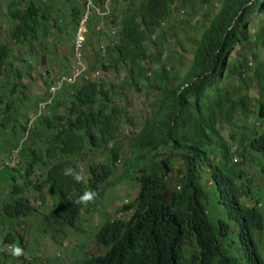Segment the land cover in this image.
<instances>
[{"label":"trees","instance_id":"trees-1","mask_svg":"<svg viewBox=\"0 0 264 264\" xmlns=\"http://www.w3.org/2000/svg\"><path fill=\"white\" fill-rule=\"evenodd\" d=\"M14 1L6 8L9 23L3 30L9 33L11 41L1 43L4 34L0 31V74L5 72L4 79L8 82L11 78L14 81L20 79L22 73L7 72L13 67L8 62L9 57L12 60L14 57L22 71H36L44 78H50L55 75L50 71V65L61 59L62 44L58 42L61 30L56 22L69 15L67 4L71 0H65L56 7L48 3L43 7L44 3L40 0ZM74 1L77 3V0ZM174 1H131L126 12H111L109 25L116 27L117 41L102 59L101 66L113 71L136 59L121 80L124 86L140 83L143 77L150 81L142 60L147 48L145 41L149 33L156 34V37L160 35L163 23L168 21L173 25ZM199 2L207 5L211 0ZM251 2L225 0L221 12L205 30L196 49L194 64L183 79L169 78L166 66L162 65L160 77L150 82L149 88L157 89L160 94L156 100L157 111L152 110L147 116L143 126L147 131L140 139L141 148L148 151L137 154L133 164L139 172L134 177L139 191L129 205L118 208L131 214L126 221L114 218L104 222L95 239L105 252L82 258L78 264H240L231 257L234 250L233 243L226 236L227 224L221 218L213 224L209 217L210 194L206 190L217 186V196L226 213L235 208L230 199L236 196L237 190L232 184L233 179L226 176L240 170V165L231 160L238 151L229 149L222 130L226 123H234L236 118L243 121L251 115H254V120L250 123V131L257 122L260 127L264 126V90L260 87L264 86V62L258 64L256 72L247 70V50L252 40L246 23L253 15L252 11L259 8V0ZM194 5V0H181L184 8L190 9ZM130 9L132 11L129 12ZM77 10L76 6L70 7L72 13ZM117 12L121 14L118 21L114 17ZM185 23L188 24L189 20ZM51 31L56 35L54 52L47 57L42 53V43ZM262 34L264 30L258 36ZM237 43L242 44V50L227 65L226 57ZM37 61L39 63L35 67ZM225 69V78L235 77L238 83L218 87L217 82L223 80L221 74ZM104 82L103 78L99 83L79 78L74 84L73 94L77 104L71 110L78 113L79 121L68 130L69 134L86 130L97 146L104 144L107 138L117 137L119 128L113 115L123 117L119 103L108 99L110 88L104 87ZM253 82L258 83V88L252 87ZM244 87H248V92H242ZM0 102H3V110L11 111L12 102L2 96ZM250 105H254L253 109ZM94 108L97 110L86 120V110ZM164 116L166 119L160 124L157 120ZM53 128L60 133L58 128ZM154 128L157 129L153 131ZM78 138L82 141V137ZM261 139L264 140V134ZM245 142H242V149L248 151V140ZM46 143L43 135L39 144L44 147ZM254 144L257 147V142ZM37 151L38 156L25 168V176L33 174L34 166L39 164L41 175L36 176L33 186L38 192L37 197L43 201L46 195L59 199L54 220H49L47 226L54 232H62L67 226L74 228L82 208L74 200L82 193L80 187L83 182L76 183L62 175L68 164L46 163L51 157V148L46 146ZM259 151L264 158V145ZM243 155L240 154V157L245 159ZM174 156L179 157L181 166L178 168H175ZM98 176L104 178L105 173H97V179ZM16 189L25 192V185L17 186L14 191ZM8 205L3 206L0 220L11 212L13 205ZM23 205L27 209L33 207L24 197ZM19 207L24 208L22 204ZM253 216L258 219L256 221L262 218L256 210Z\"/></svg>","mask_w":264,"mask_h":264},{"label":"rangeland","instance_id":"rangeland-1","mask_svg":"<svg viewBox=\"0 0 264 264\" xmlns=\"http://www.w3.org/2000/svg\"><path fill=\"white\" fill-rule=\"evenodd\" d=\"M44 3V1L48 4H52L53 7L61 6L65 0H40ZM85 0H77L75 3L74 0H71L67 4V10L69 15L65 18L58 19L56 26L61 30L58 36V42L63 49L69 51L72 46L73 38H74V24L73 21L69 23L71 6H76L79 10L83 7L81 2L84 3ZM127 2L126 6H129L131 1L137 2L138 0H113L111 3V8H123L125 6V2ZM9 2V1H8ZM2 4L0 6V28L6 30L8 27V19L4 15L6 14V6L8 4ZM223 0H213V3L210 6H203L199 3H196L192 8H184L181 6V0H175L174 4L176 6L174 17L172 24L170 22H165L161 25L162 30L167 31V37H157L156 42L152 40H146L145 45L146 49L155 50L153 56L160 52L161 61L165 62V65L168 67V71H172V73L176 76V78L181 80V78L185 75L187 70L190 68L193 62L194 49L201 39L205 29L209 25L210 18L214 16L220 9ZM24 5V4H22ZM264 8V7H263ZM184 11V12H182ZM56 18V16H53ZM120 15L117 16V20ZM189 20V23L186 24L185 20ZM264 27V15L257 13L254 17L247 22L246 28L250 30L251 38H255L256 33L259 32ZM168 28H171L168 29ZM161 33V32H160ZM4 38L1 40L2 43L10 42L11 38L9 33L3 32ZM55 33L51 31L50 36H45L43 39L45 42L42 43L43 51L47 57H50L54 52V39ZM154 36H150L151 39ZM161 47L158 48L156 45ZM14 45L17 44L14 42ZM95 48V41L91 40V42L86 46L85 55H86V69L88 74V79H91L92 71H99L98 77L105 76L107 80L105 81V86H109L112 88V93L115 96L117 102L123 107V118L125 121L131 119L133 125L125 124V121H122L119 126H121V131L119 135L121 140L119 141V145L122 144V150L119 153L120 163L117 161L114 165H112V171L107 179V181L101 183L97 182V186H104L108 184L107 190L102 194V196H98L97 200L100 202L98 204L97 200L94 203H90L87 206L82 207V213L79 217V220L74 229L66 228L65 233H56L46 229V217L52 213H54L53 204L50 206L49 204H40V199L37 197V190L33 189L34 183L36 182V176L41 175V171L37 168L36 165L33 174L29 177L25 176V173H18L17 170H12L10 168L4 169L0 173V207H3L5 203L9 200L13 201V199L17 196H22L21 193H15L7 198H4V191L11 190L14 184V180L17 178V174L19 177V181L25 185V194L24 197L31 200V203L34 206L32 215L27 218H15L16 227L12 228L11 223L7 224L5 222V228H0V248H3L9 243L6 241V237L10 234H16L17 240L13 243L19 245L24 248L25 255L19 258L12 257L11 255L0 252V264H78V262L85 257L91 255H97L101 252H105V248L99 245L96 242L95 234L99 227L106 221L114 218H122L125 221L129 218L130 212H122L117 208H120L126 201H130L131 197H135L138 191V185L135 184L134 176L138 175V169H133L132 167V159L138 154V150L135 148V136L137 132L142 129L146 122L147 116L152 112V110L156 109V100L159 98V92H156L157 89L149 88L150 82H152L155 78L160 77L161 74V66L162 64L157 61H151L147 59L145 61L146 66L151 67V74L148 75L150 81H140V83H131L130 85L121 84V80L125 74V70L123 68H117L116 70L109 71L100 68L99 65L95 63V59L93 56V50ZM240 49V46L235 48V51L232 52V56L236 51ZM65 51V50H64ZM64 51L61 50V59L57 63H53L50 65L49 69L52 72H55V76L60 73H67L70 71L71 66V57L70 53L64 54ZM41 53V54H42ZM257 53L261 59H264V47L258 46ZM11 56V55H10ZM13 57V56H12ZM178 57L180 59H178ZM155 59V58H154ZM36 58L32 60V66L34 65ZM9 63H14L16 68H18L19 73L23 75L18 80H13L11 78V82L5 80V72L0 74V96H2L5 100H8L13 103L12 106V114H14V122L9 126V130L15 129L13 135L8 138V142L5 143L0 149L2 155L0 156V168L5 166L6 163L10 162V154L5 153V149L8 147L14 146L16 143L20 142L23 139L22 132V124L24 123L21 119L25 116L26 112L30 107L33 106V98L26 96H36V97H44L43 94V76L40 74L33 73L27 71L24 72L20 69L19 62L13 57V60L9 57ZM39 61L36 62L35 67ZM107 64V62H106ZM10 71L7 72H15L12 68H9ZM11 75V73H10ZM48 83L49 81H45ZM14 83H17L19 86L15 88L13 93L9 92V89L13 87ZM236 83L234 78L226 79L224 77L223 71V80L217 82L218 87H229L231 84ZM77 84V83H75ZM21 89V91H19ZM56 98V97H55ZM25 101L24 106L19 103H23ZM53 104H57L59 106V115L66 117L67 114L65 110H67L70 105L69 98L60 99L59 102L53 100ZM31 104V105H30ZM19 105V109L16 110V107ZM30 105V107H29ZM36 105V104H35ZM254 105H250V109H253ZM3 102H0V120L3 121L5 126L9 125V120H7V116L3 114L2 111ZM237 112L235 111V116ZM42 116L46 120H54V113L50 107L47 110L42 112ZM21 120V121H20ZM254 120V115L248 116V119H244L243 121L237 120L234 123L225 125L222 130V135L227 140V145L234 151L241 149V141L243 137H247L250 131V123ZM20 121V122H17ZM257 127V128H256ZM256 130H260V126H256ZM123 129V131H122ZM54 134V131H46L45 135V143L48 139H50ZM252 134V133H251ZM250 134V135H251ZM8 133L5 128L4 132L0 131V145L7 139ZM245 140H243L244 142ZM27 147H30V140H26ZM47 145V143H46ZM36 148H45L41 147L40 144L35 145ZM250 154V153H249ZM250 159L254 158L253 154H250ZM28 159L27 155H24L20 158V162L22 164L21 170L25 169L26 161ZM234 159L239 162L238 156H235ZM247 158L246 162L241 164V168L244 171V178L247 177L246 172L252 169L256 163L254 161H249ZM173 161L175 163V168L181 166L180 160L178 156L173 157ZM55 162H69L72 165L78 167L79 171L83 170L86 178V182H83L82 191L85 189L86 185L89 182L93 181V174L89 171L91 164L94 166L99 165H107L108 154L104 153L102 150H91V152H83L75 156L71 160H62L59 158L48 159L47 164L52 165ZM251 163V165H249ZM99 164V165H98ZM251 166V167H250ZM259 168H257V171ZM135 171V172H134ZM250 173H253V170H250ZM254 180V189L258 192L259 188L264 187V176L259 172L253 176ZM135 181V182H134ZM244 181V180H243ZM243 181H240L239 184H242ZM137 183V182H136ZM175 187H177L175 185ZM86 190H94L93 186H87ZM210 190V191H209ZM206 190L209 192V217L213 224H217L219 217L212 216L211 214H215L218 209V196H217V186H212ZM102 197V198H101ZM46 201L44 203L52 202V198L46 195ZM36 201L37 203H35ZM57 201V197L55 198V202ZM130 203V202H129ZM128 204V203H126ZM93 207H92V206ZM207 206V207H208ZM211 213V214H210ZM26 220L28 223L27 229L23 230V226L25 221L21 227L19 224L21 221ZM228 230L233 231L234 222L229 221ZM237 230V228H236ZM236 243L232 245V249L236 252L235 256L238 258L244 257L245 247L242 243V238L240 237L239 231L237 232L235 238L233 239ZM262 252V250H261ZM45 261L43 262L42 260Z\"/></svg>","mask_w":264,"mask_h":264},{"label":"clouds","instance_id":"clouds-1","mask_svg":"<svg viewBox=\"0 0 264 264\" xmlns=\"http://www.w3.org/2000/svg\"><path fill=\"white\" fill-rule=\"evenodd\" d=\"M112 1L113 0H85L84 3L81 2L82 6H83L81 8V10L78 9L74 13L70 14L69 23L72 20H75V21H73L74 38H73L72 46H71V49H69V51L66 49H63L61 47V50H63V51L65 50L64 51L65 55L67 53H70V57H71V61H72L71 66H70L71 67L70 71L67 73H60L55 77H53V76L50 78H44L43 77L44 88H43V94L42 95H44V97H36V96H31V95L26 96L25 101L27 100L28 97L33 98V102H32L33 106L30 107L31 104L29 105V107H30L29 110L26 112L25 116L21 119L24 122L22 124L23 139L20 140V142L16 143L14 146L8 147L4 150L5 153H8L11 155L10 156V162L6 163L5 166H2L0 168V173L6 168H10L12 170H17L18 173H21V174L25 173V169L21 170L22 164L19 160L24 155H27L28 156V159L26 161V166H27L29 161H31L32 159H35L38 156L37 150L39 148H36L35 145L37 143L39 144L40 139H43V135H46V131H54L53 136L50 139H48L50 141L46 145L48 148H51L50 159L59 158V159L68 161V160L73 159L75 156L82 154L83 152L88 153L94 149L102 150L104 153L108 154L109 162L107 165H104V164L99 165L98 164L100 166V169L98 168V166H94L91 164L89 171L93 174V181L89 182L86 185V187L87 186H93L94 190L84 191L86 189V187H85V189L82 191L83 185L80 187V190L82 191V193L74 200V203L79 205V206L81 205V207L87 206L90 203H94L95 200H97L98 196H102V194L107 190L108 184H106L104 186H97V182L103 183V182L107 181V179H108V177L112 171V165H114L117 161L120 163V160H121L118 157L119 153L122 150V146H123L122 144L119 145V141L121 140V137H119L120 136L119 132L121 131V126H119V124L122 121H125L123 117H121L119 115L118 116L113 115V118L115 119L116 124L119 128V131L117 133V137L107 138L106 140H104V144L99 145V146L93 144V142L91 140V138L93 136L90 135L88 132H86V130H84V129H82V133L81 132H79V133L74 132L72 134H69L70 131H68L69 129H71L73 127V125L75 123H78V121H79L78 113L74 110H71L72 107L77 104L76 98L73 94L74 84L78 82L79 78L83 79L84 81H89V82L93 81V82H97V83H99L101 78H103L105 81L107 80V77H105V76L98 77V74H99L98 70L92 71L91 72V79H88V74H87L88 69H86V64H85L86 63L85 49H86V46L91 42V40L95 41V48L93 50V56L95 59V63L97 65H99L100 68H102V66H101L102 59L106 57L110 48L113 47L117 41V32H116L117 30L115 29L116 27L112 28L109 25V21L112 20V18L110 17V16H112L111 12L112 11H118V10H121V13L126 12L127 11L126 2H129V1H126L125 6H123L122 9L121 8L112 9L111 8ZM253 1L254 0H252V2ZM7 2H8V4H7V6H8L9 4H11L12 2H15V1L14 0H0V6L2 4H6ZM194 2H195V4L196 3L200 4L199 0H194ZM211 3H213V0H211V2L209 4L203 5V6H210ZM224 3H225V0H223L219 11L214 16H212L210 18L209 25L206 29H208L210 27L211 21L221 12ZM46 4L47 3L44 1L43 7H45ZM128 5H130V3ZM7 6H6V8H7ZM22 7H25V4L22 5ZM258 7L259 8L257 10L252 11L253 15L247 22H249L254 17V15H256L257 13L264 15V8H263L264 7V0H261V1L259 0ZM130 11H132V9H130L129 12ZM5 12H6V14H4V15L7 17V11H5ZM182 12H184V11H182ZM0 14H2V13L0 12ZM119 15H120V17L118 20H120L121 19L120 12H117L114 17L117 19V16H119ZM262 30H264V27L260 31H262ZM0 31L2 33L4 32L3 29H1V28H0ZM162 31L163 32H161L160 35H158L157 37L160 36L162 38H166L167 37V31L166 30H162ZM247 31L249 33H251L249 29H247ZM260 31L256 33L255 38H251V40H252L251 46L247 50V56H248V58H247V66H248L247 70H252L254 72H256V67L258 66V64L260 62H264V59H261L257 53L258 46L264 47V34L260 35V37H259L258 34L260 33ZM150 36H154L153 37L154 39H151ZM250 36H251V34H250ZM157 37H156V34L151 35L149 33L147 40H152L153 42H156ZM200 40H199V42H200ZM199 42L197 43V45L194 49L193 62H192V65L190 66V68H192V66L194 64V60L196 57V49H197ZM157 43H159V42H157ZM159 44H160V46L156 45L158 50H159V47H161V43H159ZM239 46H240V49L238 51H236L235 54L232 56V52L235 51V48H237ZM241 50H242V44L237 43L230 50L229 55L226 57L225 63L228 65V62L232 58L236 57L237 54ZM154 52H156L154 49L153 50L146 49L145 55L143 57L144 59H142L144 61V64H145V61L147 59H150L151 61L155 60V61L161 63L162 65H165V62L161 61V58H162L161 54H163V53H161V51L156 53L154 56V58H155L154 59V58H151L153 56ZM254 56H256V58H254ZM98 58H100V59H98ZM178 59H180V58L178 57ZM104 63H105V60H104ZM135 63H136V59H131L125 66H119V68H123L125 70V74H124L123 78L125 77V75H127L128 69L132 65H134ZM10 64L13 65L12 70L19 73L18 68H16L15 64L14 63H10ZM146 68H147V76H148L151 74V71H150L151 67L146 66ZM189 69L187 70V72L189 71ZM166 70L168 71L167 66H166ZM161 71H162V66H161ZM223 71H224V77H225L227 70L225 69ZM187 72L185 73V75L187 74ZM168 73H169V78H176V76L172 73L171 70L168 71ZM248 74H249V76H251V72H249ZM221 75L223 76V72ZM184 76L181 79H183ZM233 78L236 80L235 77H233ZM45 81H49V82L46 83ZM143 81H148V80L145 77H143ZM236 82L238 83L237 80H236ZM18 86L19 85L17 83H14L13 87L9 89V92L13 93V91H15V88ZM104 87H109V86H105V82H104ZM252 87L258 88V83L253 82ZM260 87L264 90V86H260ZM109 88L110 89L108 91V99L111 100L112 102H114L116 100L115 96L112 93V88L111 87H109ZM246 89H248V87H244L242 92H248ZM19 91H21V89H19ZM63 98H69L70 99V105L68 106L67 110H65V112L67 114L66 117L60 116L59 112H58L59 106L57 104L56 105L53 104L54 99L56 102H59V100L63 99ZM25 101L23 103H19V105L22 104L24 106ZM19 105L16 107V110H18L20 108ZM119 106H120V111L123 113L124 109H123L122 105L119 104ZM49 107H50V109H52V111L54 113V120H46L42 116V112L44 110H47ZM95 110H97V109L94 108L93 110H90V109L86 110V112L88 113V115L86 116V120L90 117L91 114L94 113ZM2 111H3V114H5L7 116V120H9L10 123L8 126H5L3 121L0 120V131L4 132V130L6 128L7 133H8L7 139L2 143V145H0V148L5 143L8 142V138L11 135H13L15 132V129L9 130V126L11 125L12 122L15 121L14 116H13L14 114H12V109L9 112L7 109L3 110V108H2ZM156 111H157V109H156ZM165 119H166V117L164 116L162 119H159L157 121L160 124H162V122L165 121ZM236 119L239 120L238 118H236ZM236 119H235V121H236ZM20 121H17V122H20ZM128 123L130 125H133L131 119H129L128 121H125V124H128ZM254 125H255L254 128L250 131V134L251 133L252 134L251 135L249 134L247 137L246 136L243 137V139L241 141V149L236 150V151H238V153L235 156H238L239 162L234 159V157H235L234 155H233V158L231 159L232 163H236V164L240 165V170L237 172L228 174L226 176L227 178L233 179L232 184H233L234 188L237 190L236 196H234L230 199V203L235 208H233L232 211H229V213H231V214L226 213L227 211L225 210L223 205L219 202V198H218V209H217L216 213L214 214L215 216L221 218V220H223L225 222V224H227V230H228V226H229V224L227 222H229V221L234 222L233 231L226 232V236H227L228 240L231 241L233 244L236 243L233 239L235 238L237 232L239 231L240 237L242 238V243L245 247L244 257L241 259L238 258L237 256H235V253H236L235 251L232 253L231 257L234 258V260L236 259V261L240 264H251V263L264 264V187L259 188L258 192H256V190L254 189V180H253V176L256 173L260 172L264 176V158L262 156H260L261 152L259 151V149L264 145V140L261 139V135L264 134V126L260 127V130H256L255 127L259 126V123L257 122ZM53 127L58 128V130H60V133L58 134V131ZM156 129L157 128H154L153 131ZM122 131H123V129H122ZM145 131H147V130L144 129V127H142V129H140L135 136L134 146L138 150V154L142 153L143 151H148V149H142L140 146V139L144 137L145 134H142V133ZM78 137H82V141H80ZM28 139L30 140V144H29L30 147L33 146V148H29L26 146L27 145L26 140H28ZM99 139L100 138H96V140H99ZM243 140H246V141L248 140V143L250 146V149L248 151H243V149H242L243 148L242 144L246 143L245 141L243 142ZM254 142H257V147L254 144ZM252 144L254 147L252 146ZM229 149H231V148L229 147ZM232 151H234V150H232ZM249 153L250 154L252 153L254 155L253 159L252 158L250 159L251 156ZM240 154H244L243 156H245V159L241 158ZM1 155H2V153H1V149H0V156ZM136 157H137V155L131 160L133 164L136 160ZM247 158H249L248 159L249 161H254L256 163V165L252 169H250V170H253V173H250V170H249L248 172H246L247 177L244 178L245 173L241 168V164L243 162H246ZM46 163H47V161H46ZM55 164H68L69 167H66L62 170V175L65 177H70L76 183L86 182V178H85V174H84L83 170L79 171L77 166L72 165L69 162H55L52 165H55ZM133 164H132V167H133ZM36 165L39 166V164H36ZM36 165L34 166V168L36 167ZM249 165H251V163ZM26 166H25V168H26ZM257 168H259L258 171H257ZM45 171L47 172L46 169H45ZM97 173H105L104 178H100L98 176V179H97L96 178ZM18 179H19V177L17 174V178H16V180H14L12 191L6 189L3 194H4V198H7L8 196H11L12 194H15V193H21L22 196H17L13 199V201L9 200L7 203H5V204L13 205V208H12L11 212L8 213V216L5 215L4 220H0V228H2V227L5 228V222L7 224L11 223L12 228H15L16 227V222H15L16 217L18 219L21 217L27 218L28 216L32 215V213H33L34 206L31 203L30 199H27L24 197L25 192H20L17 189H16V191H14V188H17V186H23L24 185ZM240 181H243L242 184H239ZM23 197L30 201L31 205L33 206L32 208L27 209V207H25V205H23ZM49 197H51V196H49ZM51 198H52V202H49V203H44L46 200L45 201L40 200V203H37L36 201H34L38 205L49 204L50 206H52V204H53L54 213L51 212V214L46 217V220H45L46 222H48L49 220H51V221L54 220L55 212H56L57 207L59 205V202H58L59 199L58 198H57L56 202H55L54 197H51ZM134 198L135 197H131V200L126 201L121 206V208H123L126 205H129L134 200ZM97 202H98V204H100V202L98 200H97ZM126 203H128V204H126ZM19 204H22V206L24 208L21 209L19 207ZM3 209H4V207H0V212H3ZM255 210L258 211L262 215L263 219L261 218L260 221H256L258 219H256L253 216V213ZM126 212L127 211H125V213ZM81 213H82V208H81ZM24 221H25V223L23 226V230L27 229V227H28V223L26 220L21 221V223L19 224V227H21V231H23L22 230V224ZM76 224L77 223H75V225ZM47 225L48 224H46V229L48 231L52 232L53 234L65 233L64 231L67 230L66 228H68V229H70V228L74 229L75 228V227L73 228L71 226H67L64 228V230L62 232H54ZM236 228H237V230H236ZM16 240H17V235L10 233L6 237V241L9 243V245H7L3 248H0V252H5V253H7V254L11 255L12 257H15V258H19V257L24 256L25 255L24 248L19 246V245L13 244ZM261 250H262V252H261ZM42 261L44 262L45 259Z\"/></svg>","mask_w":264,"mask_h":264}]
</instances>
